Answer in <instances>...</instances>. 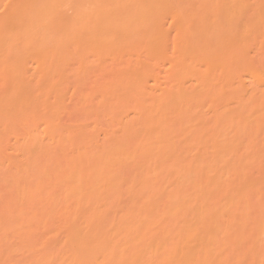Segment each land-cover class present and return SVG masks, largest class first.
Here are the masks:
<instances>
[{
    "label": "bare ground",
    "instance_id": "1",
    "mask_svg": "<svg viewBox=\"0 0 264 264\" xmlns=\"http://www.w3.org/2000/svg\"><path fill=\"white\" fill-rule=\"evenodd\" d=\"M4 1L0 264H264V0Z\"/></svg>",
    "mask_w": 264,
    "mask_h": 264
},
{
    "label": "rangeland",
    "instance_id": "2",
    "mask_svg": "<svg viewBox=\"0 0 264 264\" xmlns=\"http://www.w3.org/2000/svg\"><path fill=\"white\" fill-rule=\"evenodd\" d=\"M5 1H11V0H5ZM5 1L3 2V4L6 3ZM1 3H2V2H0V4H1ZM0 8H1V9H0V11H1V12H0V14H1L0 16H4L3 14L5 13V11L3 10V9H4V8H3V5H1ZM2 13H3V14H2Z\"/></svg>",
    "mask_w": 264,
    "mask_h": 264
}]
</instances>
